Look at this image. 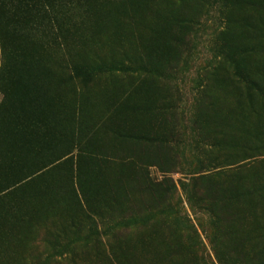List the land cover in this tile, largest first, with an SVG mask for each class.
Masks as SVG:
<instances>
[{
  "label": "rangeland",
  "instance_id": "obj_1",
  "mask_svg": "<svg viewBox=\"0 0 264 264\" xmlns=\"http://www.w3.org/2000/svg\"><path fill=\"white\" fill-rule=\"evenodd\" d=\"M212 236L264 248V0H0V264H217Z\"/></svg>",
  "mask_w": 264,
  "mask_h": 264
},
{
  "label": "trees",
  "instance_id": "obj_2",
  "mask_svg": "<svg viewBox=\"0 0 264 264\" xmlns=\"http://www.w3.org/2000/svg\"><path fill=\"white\" fill-rule=\"evenodd\" d=\"M208 0H199L201 4H204ZM177 26H183L182 22H177ZM209 99L206 95V92H201L199 105L196 109V122L197 126L201 127V121L207 118L206 112L209 109ZM159 147H164L163 144H159ZM162 163V162H159ZM158 167L163 170V164H159ZM170 180H163L160 183H151L152 193H156L158 189L161 187L168 188L170 187ZM155 198V197H154ZM202 201H210L214 203L216 201L215 197L211 194V192H206L203 194L201 199ZM210 213V212H209ZM211 214V213H210ZM216 224L217 225H229L231 223L237 222L236 214L230 211H223V212H216ZM214 237L213 239L208 240L210 246H212V251L214 254L218 255L221 252L223 257H216L217 264H264V248H257L254 247L250 249L248 252L242 250L240 242L236 241H229L226 236ZM240 244V245H239ZM229 257V260L225 258Z\"/></svg>",
  "mask_w": 264,
  "mask_h": 264
}]
</instances>
